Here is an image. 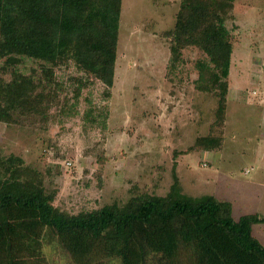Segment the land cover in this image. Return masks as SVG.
<instances>
[{
	"label": "rangeland",
	"instance_id": "rangeland-1",
	"mask_svg": "<svg viewBox=\"0 0 264 264\" xmlns=\"http://www.w3.org/2000/svg\"><path fill=\"white\" fill-rule=\"evenodd\" d=\"M178 2L122 0L110 89L68 62L53 68L45 121L27 115L0 123V154L36 168L57 209L74 215L135 194L163 196L174 177L186 197L227 202L233 220L264 216V0H233L225 21L228 92L222 127L211 130L219 150L210 152L187 150L210 133L216 104L194 87L193 63L203 54L185 48L177 69L167 68L160 33L172 27ZM39 66L21 58L15 68L41 80ZM88 110L95 121L85 119ZM251 234L264 248V224ZM43 254L47 264H72L54 239L43 242Z\"/></svg>",
	"mask_w": 264,
	"mask_h": 264
},
{
	"label": "trees",
	"instance_id": "trees-1",
	"mask_svg": "<svg viewBox=\"0 0 264 264\" xmlns=\"http://www.w3.org/2000/svg\"><path fill=\"white\" fill-rule=\"evenodd\" d=\"M122 0H0V123L21 116L46 120L53 68L75 69L113 85ZM233 0H179L168 43V71L192 47L204 59L193 63L194 87L216 101L209 134L187 149L217 151L211 130L222 127L232 53ZM21 58L39 63L41 80L15 67ZM34 72V71H33ZM7 76L8 78H4ZM79 88L72 97H78ZM107 95V94H105ZM88 110L84 117L93 119ZM102 124L106 119L101 117ZM44 176L16 156L0 154V264H47L43 242L56 240L72 264H264V248L251 226L264 216L231 217L227 202L182 195L173 177L163 196L135 194L121 205L67 214L52 205Z\"/></svg>",
	"mask_w": 264,
	"mask_h": 264
},
{
	"label": "crops",
	"instance_id": "crops-1",
	"mask_svg": "<svg viewBox=\"0 0 264 264\" xmlns=\"http://www.w3.org/2000/svg\"><path fill=\"white\" fill-rule=\"evenodd\" d=\"M202 152H205V151H202ZM225 202V201H224ZM254 213H252V214H250V213H246L245 215H253ZM255 215V214H254ZM243 216V215H242ZM241 217V216H240ZM260 217H263V216H260ZM255 225H257V224H255ZM252 226H254V225H252ZM251 226V227H252ZM260 230H258V233H259V235H260V232H259ZM252 235V234H251ZM253 236V235H252ZM257 240V239H256Z\"/></svg>",
	"mask_w": 264,
	"mask_h": 264
}]
</instances>
